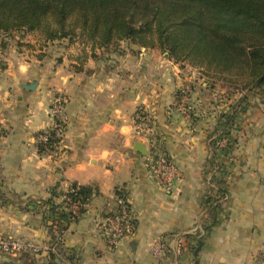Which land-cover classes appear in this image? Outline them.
Listing matches in <instances>:
<instances>
[{
	"label": "crops",
	"instance_id": "crops-1",
	"mask_svg": "<svg viewBox=\"0 0 264 264\" xmlns=\"http://www.w3.org/2000/svg\"><path fill=\"white\" fill-rule=\"evenodd\" d=\"M28 36L0 34V238L49 246L51 222L44 219L42 203L52 199L59 204L76 184L92 187L94 193L53 246L55 264H158L149 254L151 240L184 233H189L185 242L161 264H264L260 99L249 95L240 127L232 132L230 162L220 175L211 164L209 143L226 104L214 84L205 87L204 76L195 77L191 67L165 53L139 47L106 56L104 68H90L79 50L59 47L58 54H50L54 44L68 43L40 47L38 39ZM33 81L34 90L23 88ZM186 88L183 112L176 106ZM57 95L68 101L66 132L60 147L43 153L37 136L53 127L49 107ZM140 106L156 123L157 151L172 157L180 171L169 191L150 176L147 153L134 149L140 143L148 152L132 134ZM220 180L227 198L211 214L204 202L215 196ZM116 192L126 195L135 229L112 247L97 224L114 208ZM198 222L209 226L202 237L193 234ZM56 229L52 227L53 234ZM199 238L202 247L194 256ZM27 255L2 257L0 264L53 263L48 253Z\"/></svg>",
	"mask_w": 264,
	"mask_h": 264
},
{
	"label": "trees",
	"instance_id": "trees-1",
	"mask_svg": "<svg viewBox=\"0 0 264 264\" xmlns=\"http://www.w3.org/2000/svg\"><path fill=\"white\" fill-rule=\"evenodd\" d=\"M19 33L38 36L40 47L78 40L90 48L91 58H96V50L108 52L120 42H130L139 48L157 49L176 63L203 69L215 80L225 81L241 95L229 111L219 115L214 132L219 136L210 143L211 164L220 175L225 166L218 161L216 143L222 137L227 139L219 151L225 159L235 143L232 132L240 127L249 95L264 102V0H0V34ZM56 143L49 131V139L45 146L38 145L39 151L51 153ZM223 182H217L215 196L204 202L211 214L227 195ZM92 193V187L73 184L59 204L52 199L42 203L44 219L51 222L50 248L73 222L66 199L84 205L82 214ZM125 196L116 192V197ZM194 247L195 256L202 238L195 240ZM27 254L19 258L25 259ZM48 255L55 264V254Z\"/></svg>",
	"mask_w": 264,
	"mask_h": 264
},
{
	"label": "built area",
	"instance_id": "built-area-1",
	"mask_svg": "<svg viewBox=\"0 0 264 264\" xmlns=\"http://www.w3.org/2000/svg\"><path fill=\"white\" fill-rule=\"evenodd\" d=\"M68 101L64 96L57 95L54 97L49 113L53 120L52 131L55 139H60L66 125L65 108ZM178 110L184 112V104L178 105ZM133 137L144 143L148 149L147 152V167L150 176L154 179L159 187L164 191H169L174 183L180 179V171L172 157L164 152L157 151L155 143L158 140V130L156 123L151 115L144 107L140 106L136 109L133 119ZM1 137V128H0ZM213 136L211 140L215 139ZM49 139V131L44 132L39 142L45 146ZM227 139L222 137L216 146L224 148ZM60 145L57 141L56 145ZM224 196L221 200H225ZM68 212L70 213L71 221H75L80 215V209L84 207L79 201L66 199ZM135 229V217L126 199L115 197L114 208L110 210L97 224L99 234L112 247H115L122 238L132 235ZM204 228L201 222L196 224L193 229V234L198 237L204 235ZM189 233L175 235L168 239L156 237L151 240L149 245V254L158 263L164 262L166 256L171 250H176L181 246ZM24 253L39 255L41 253L57 254L54 247L39 246L28 240L0 238V258L2 257H18Z\"/></svg>",
	"mask_w": 264,
	"mask_h": 264
},
{
	"label": "rangeland",
	"instance_id": "rangeland-1",
	"mask_svg": "<svg viewBox=\"0 0 264 264\" xmlns=\"http://www.w3.org/2000/svg\"><path fill=\"white\" fill-rule=\"evenodd\" d=\"M33 37H34V39H38V36H36V35L28 36L26 39L27 40H32ZM65 43H68V42L66 41ZM68 45H70V46L68 47ZM68 45L66 46V45H62V44L61 45L54 44V46H56V47L54 49L51 48L53 50V52H50V54H52V55L58 54L59 51L57 49L59 47L65 49V50L67 48H69L74 53L79 50L81 52V55L83 54V56H82L84 58L83 61L85 60V62H87V64H89L88 67H90V68H100V69L101 68H104V59L106 60V56H109L110 54L121 53V52H134V51H136L135 50L136 49V46L135 45L134 46H131V45L128 44V42H120L116 47H110L108 49V52L107 51H102V50H96L95 51V55H96L95 57L96 58H91L90 57L91 52L89 50L90 48L88 46L83 45L78 40H75L73 43H68ZM154 50H157V49H154ZM157 51H159V50H157ZM52 58L56 59L55 57H52ZM183 64L184 65H187L186 63H183ZM190 67L191 66H189V68ZM189 70H191L193 72V74H194L195 77H200L201 75L205 77V81L208 82L206 84L207 86H205V87H213L212 84L215 85V87L217 89V94L220 96L218 99L221 98V100L224 101L225 104H226V106L224 107L225 110H223L225 112L229 111V109L235 104V102L237 101V99L241 95V94H239V92L236 89L231 88L230 86H228V84L225 81H223V80H215V78H216L215 76L213 77V76H211V74H206V72L203 69H197V68L191 67ZM194 70H195V72H194ZM219 88L224 90L223 94H221ZM189 91H190V89L189 88H186V89H184L181 92V94H180L181 95L180 96L181 97L180 104H184V105L187 104L186 101H187V98L189 97ZM187 95H188V97H187ZM176 107H178V105ZM222 113H224V112H222ZM240 116H241V114H240ZM65 132H66V125H65V129H64V132L62 134V137L57 140L58 142H60V145L62 143V140H63V137H64V133ZM43 133H41L40 135L37 136L38 145L41 144L39 142V138H40V136ZM213 136H216L215 137V139H216L217 136H219V133H216L215 135L213 134ZM213 136H211V139H212ZM135 140H137V139H135ZM210 143H209V145H210ZM60 145H58V144L56 145L55 144V150L58 147H60ZM210 147H211V145H210ZM224 148L217 147L215 149L216 152H217V156L219 157L218 158L219 159V162L222 165H224L225 163H229L230 162L229 161L230 160L229 156H227V160L226 161H223V158H221V156H220L221 154L219 153V151L221 149H224ZM211 151H212V147H211ZM194 249H195V247H194Z\"/></svg>",
	"mask_w": 264,
	"mask_h": 264
},
{
	"label": "water",
	"instance_id": "water-1",
	"mask_svg": "<svg viewBox=\"0 0 264 264\" xmlns=\"http://www.w3.org/2000/svg\"><path fill=\"white\" fill-rule=\"evenodd\" d=\"M35 85H36V83H35V81H33V82H31L30 84L23 85V88H24V89H28V90H34ZM134 149H135L136 151H138L139 153H142V154H145V155H146V153H147L145 147H144L142 144H140V143H136V144L134 145Z\"/></svg>",
	"mask_w": 264,
	"mask_h": 264
}]
</instances>
